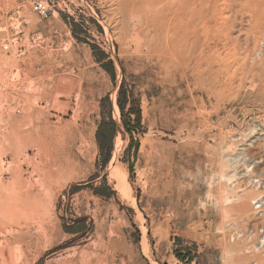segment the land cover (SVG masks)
Returning <instances> with one entry per match:
<instances>
[{
	"label": "rangeland",
	"instance_id": "374dc122",
	"mask_svg": "<svg viewBox=\"0 0 264 264\" xmlns=\"http://www.w3.org/2000/svg\"><path fill=\"white\" fill-rule=\"evenodd\" d=\"M164 1L0 0V264H264V0Z\"/></svg>",
	"mask_w": 264,
	"mask_h": 264
},
{
	"label": "bare ground",
	"instance_id": "6f19581e",
	"mask_svg": "<svg viewBox=\"0 0 264 264\" xmlns=\"http://www.w3.org/2000/svg\"><path fill=\"white\" fill-rule=\"evenodd\" d=\"M191 1V2H190ZM197 1V0H196ZM194 0H165L163 3V9L160 10L161 14L167 13V26L165 31V38L167 40V46L166 49H163V51L170 52L173 57L177 58L180 57V59L177 60V63H179V60L182 63V65L187 66L188 62V54H191L195 51L193 46L190 43L189 36L182 35L183 27L186 26L187 33L189 32V35L191 31L189 30V26L194 24L193 21L197 19V17H200V10L197 8V4H195ZM200 1V0H199ZM199 1L197 3H199ZM204 1V0H203ZM212 1V0H211ZM214 1V0H213ZM216 1V0H215ZM214 1V2H215ZM236 1V0H235ZM238 1V0H237ZM241 1V0H240ZM250 1V0H249ZM248 1V3H249ZM206 2V0H205ZM211 5H213V3ZM243 2V0H242ZM247 2V1H246ZM202 4V2H200ZM222 3V2H221ZM227 3V2H226ZM230 3V2H228ZM235 3V2H234ZM245 3V2H244ZM207 4V3H206ZM225 4V2H224ZM205 5V3H204ZM209 6V2L207 4ZM218 5V4H217ZM220 5V4H219ZM215 6V5H214ZM249 6V4H248ZM201 9V6H198ZM212 7V6H211ZM216 7V6H215ZM214 7V8H215ZM206 9L205 7H203ZM252 8V7H251ZM148 9V8H147ZM145 9V10H147ZM204 9V10H205ZM211 9V8H210ZM149 10V9H148ZM152 10V9H151ZM208 10V8H207ZM214 10V9H213ZM212 10V11H213ZM220 10V9H219ZM157 11V10H155ZM210 11V10H209ZM254 11V10H253ZM256 11V10H255ZM148 12V11H147ZM204 12V11H203ZM211 12V11H210ZM214 12V11H213ZM216 12V9H215ZM221 12V11H218ZM149 13V12H148ZM154 13V11H153ZM158 13V11H157ZM245 13V12H244ZM210 15V13H208ZM218 14V13H217ZM207 15V13H206ZM236 15V14H235ZM155 16V15H154ZM205 15H203L204 17ZM212 16V15H211ZM215 16V15H214ZM150 17V16H149ZM158 17V16H157ZM161 17V16H160ZM202 17V16H201ZM202 17V21L204 18ZM206 18V17H205ZM208 18V17H207ZM211 18V17H210ZM216 18V17H215ZM233 18V17H232ZM153 19V18H152ZM162 19V18H161ZM209 19V18H208ZM207 19V20H208ZM214 19V18H213ZM151 20V19H150ZM156 20V19H153ZM192 21V22H191ZM202 21H200L202 23ZM209 21V20H208ZM154 22V21H153ZM156 22V21H155ZM154 22V23H155ZM152 23V21H151ZM150 23V24H151ZM204 23V22H203ZM208 23V22H207ZM152 25V24H151ZM184 25V26H183ZM154 26V25H153ZM181 32V34H179ZM194 33V32H193Z\"/></svg>",
	"mask_w": 264,
	"mask_h": 264
},
{
	"label": "built area",
	"instance_id": "2783aa9c",
	"mask_svg": "<svg viewBox=\"0 0 264 264\" xmlns=\"http://www.w3.org/2000/svg\"><path fill=\"white\" fill-rule=\"evenodd\" d=\"M34 11H35L37 14L41 15L42 17H48V15H49V11L47 10V8H46V6H45L44 3H36V4L34 5ZM258 208H259V209L263 208V205H259ZM258 208H257V209H258ZM255 231H256V233H257V242H258V243H257V246L261 247V246L264 245L263 243H261L262 238L264 237V230H263V229H259V230H255ZM249 235H250V236H249ZM253 235H254L253 231L250 230V232L248 233L247 236H249V239H252ZM240 237H243V235L241 234ZM258 238H259V239H258ZM262 242H263V241H262ZM260 243H261V244H260Z\"/></svg>",
	"mask_w": 264,
	"mask_h": 264
},
{
	"label": "trees",
	"instance_id": "16d2710c",
	"mask_svg": "<svg viewBox=\"0 0 264 264\" xmlns=\"http://www.w3.org/2000/svg\"><path fill=\"white\" fill-rule=\"evenodd\" d=\"M139 120H140V115H138V121ZM113 132L114 131H109V133L107 134L106 137H103L102 136L101 131L98 132L97 138H98V142L100 144V147H101V151L102 152L105 151V147H107L109 149V151L111 150V139L113 137ZM108 162H109V157H106V159H105V165H107ZM98 194H100V195L103 196L104 193L98 192ZM178 256H179L180 260L183 261V262L186 261L187 259H189V261H193L192 258H190V257H185L183 255H178Z\"/></svg>",
	"mask_w": 264,
	"mask_h": 264
}]
</instances>
